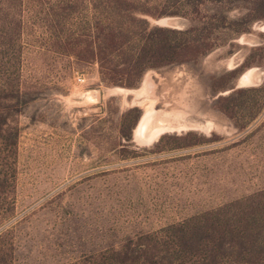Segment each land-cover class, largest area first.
<instances>
[{
	"label": "rangeland",
	"instance_id": "374dc122",
	"mask_svg": "<svg viewBox=\"0 0 264 264\" xmlns=\"http://www.w3.org/2000/svg\"><path fill=\"white\" fill-rule=\"evenodd\" d=\"M92 2L0 0V264H264V0L202 60L141 79L68 50ZM134 2L151 26H189L178 1ZM149 77L141 100L110 91ZM150 104L188 129L139 142Z\"/></svg>",
	"mask_w": 264,
	"mask_h": 264
},
{
	"label": "trees",
	"instance_id": "16d2710c",
	"mask_svg": "<svg viewBox=\"0 0 264 264\" xmlns=\"http://www.w3.org/2000/svg\"><path fill=\"white\" fill-rule=\"evenodd\" d=\"M134 1L106 0L104 3L103 0H93L94 16L79 24L76 38L65 44L77 61L98 63L102 75L107 77L137 76L140 79L151 69L200 61L239 34L241 30L233 29V26L241 19L231 18L229 14L236 8L243 11L249 2L175 0L178 1L175 13L186 10L182 16L189 21V26L180 30L151 26L146 19L137 16L142 10ZM217 29L222 30L221 35L216 33ZM174 37L177 40L173 42ZM29 93L27 90L17 91L2 112L4 122L8 118L6 113L12 109L14 112L21 111L18 110L20 104L25 106L30 101L25 97ZM234 95L235 92L227 99H232Z\"/></svg>",
	"mask_w": 264,
	"mask_h": 264
},
{
	"label": "bare ground",
	"instance_id": "6f19581e",
	"mask_svg": "<svg viewBox=\"0 0 264 264\" xmlns=\"http://www.w3.org/2000/svg\"><path fill=\"white\" fill-rule=\"evenodd\" d=\"M253 80H255L254 70L247 71L240 78L239 85H249ZM150 81V77L147 78L143 83L141 89L139 88L137 90H128L118 87L110 91H112L113 93H121V95H124V97L132 93L135 95V99L141 100L142 97H144V95L150 90ZM159 111L160 110H157L153 104H150L149 107L145 110L143 116L140 118L138 125L135 128L134 135L136 139L139 140V142L146 143L152 140L156 141V139L165 132L167 133L171 130L179 131L182 129H188L189 124L182 122L178 123V121L174 122V118L172 117L171 113H168L166 111Z\"/></svg>",
	"mask_w": 264,
	"mask_h": 264
},
{
	"label": "water",
	"instance_id": "95a60500",
	"mask_svg": "<svg viewBox=\"0 0 264 264\" xmlns=\"http://www.w3.org/2000/svg\"><path fill=\"white\" fill-rule=\"evenodd\" d=\"M175 21H176L175 19H163V20L156 21V24H158L161 27L175 28L176 26Z\"/></svg>",
	"mask_w": 264,
	"mask_h": 264
}]
</instances>
